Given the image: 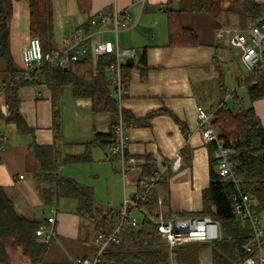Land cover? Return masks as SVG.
<instances>
[{"label":"crops","instance_id":"crops-1","mask_svg":"<svg viewBox=\"0 0 264 264\" xmlns=\"http://www.w3.org/2000/svg\"><path fill=\"white\" fill-rule=\"evenodd\" d=\"M257 2L264 5V0ZM187 5V0L53 1L55 49L74 33L93 31V17L117 10L124 11L118 43L122 48L136 49L134 65H125L127 68L122 72L126 88L121 96V106L141 120L154 114L147 125L131 123L126 127L128 153L138 159L139 167L129 170L124 177L122 162L117 157L113 158L110 147L96 146L91 150L90 161L64 164L58 168L60 175L87 186L92 177L101 176L123 181L125 185L129 183L132 186L130 198L124 191V199L117 207L123 205L126 198L135 197L142 180L148 181L152 173L161 172L160 180L153 187L156 203L144 211L177 218L178 213H198L203 209V192L210 184V144L205 143L199 130L198 105L214 117L215 111L224 103L229 105L228 100L232 98L230 107L253 106L264 126V98L250 100L246 84H240L248 74L247 67L238 51L218 35L221 28L247 33L256 22L248 18L242 3H224L219 19L185 9L181 12V22L196 30L199 44H171L169 10L183 9ZM112 27L113 23L106 27L108 31L104 38L116 39L110 30ZM30 38L29 10L24 1H15L10 45L12 56L21 68L22 51ZM100 39L99 34L94 35L90 39V47ZM144 54L147 63L145 77L137 65ZM21 99V109L33 134L21 133L16 124L7 122L2 116L0 129L6 135L7 147L0 160V186L11 194L19 213L30 218H42L50 213L53 205H43L33 177L39 163L30 150V144L33 141L40 145L55 142L52 92L44 83L27 86L21 91ZM0 107L2 113H6L2 95ZM59 115L60 141L65 154L83 153L96 133H108L111 129V114L95 113L92 100L74 97L70 87H65L61 94ZM177 153L182 155L184 164L173 171L170 163ZM54 206L57 209L56 242L65 240L77 251L84 238L82 229H94L92 221L77 212L74 199L61 198ZM103 209L106 213V207ZM134 210H131V215ZM141 213L145 215L143 211ZM112 219L117 220V217ZM95 233L94 240L97 231ZM73 255L70 261L76 259Z\"/></svg>","mask_w":264,"mask_h":264},{"label":"trees","instance_id":"trees-1","mask_svg":"<svg viewBox=\"0 0 264 264\" xmlns=\"http://www.w3.org/2000/svg\"><path fill=\"white\" fill-rule=\"evenodd\" d=\"M15 1L26 3L30 14L31 37L40 38L45 53L55 50L54 0H0V96L2 95L6 110L8 108L6 113H2L0 107V117L4 116L7 122L16 124L21 133L33 134L21 109V91L27 86L46 84L52 92L55 142L52 145H40L35 141L30 144V150L39 163L33 177L43 205H57L61 198L74 199L77 201V212L92 221L97 233L100 230H113L116 220L109 217L103 207L97 204L93 189L60 175L58 168L64 164L90 161L94 147L106 148L117 142L121 123L125 128L131 123L147 125L154 114L141 120L121 106L114 92L110 70L114 56L104 55L95 59L91 47L82 59L72 61L66 68L44 64L33 73L32 78H24V70L15 62L10 45V23ZM226 2L244 4L246 14L252 22L264 16V5L257 0H187L186 8L169 10L170 43L182 46L199 44L196 30L181 22L183 10L205 13L213 19H219ZM137 65L145 77V54ZM123 67L127 68L125 65ZM244 83L251 101L264 98V70L248 75ZM65 87L71 88L74 97L90 98L95 113L111 114L110 131L96 133L93 142L86 144V150L75 155L63 153L60 141L59 103ZM213 123L223 145L234 149L230 160L234 164L238 184L255 200L258 211L264 214V126L259 116L253 106L234 109L224 103L215 111ZM216 148V143L210 144V184L203 192V209L198 213H178L176 216H210L219 225V239L185 243L171 254L158 225L144 215L137 226L126 225L123 228L121 242L110 243L102 251L99 264H200L201 253L206 248L211 250L212 264H232L243 259L246 256L244 245L252 239L253 229L248 220H239L234 216L232 195L236 191V185L225 182L217 173V160L214 157ZM129 156L127 151V157ZM153 191L152 188L146 193L145 200L140 203L142 209L148 210L156 203ZM149 213L156 216L159 214L154 211ZM45 218H30L19 213L11 194L0 186V263L10 264V244L21 247L31 264H69L45 260L51 242H42L36 234Z\"/></svg>","mask_w":264,"mask_h":264},{"label":"built area","instance_id":"built-area-1","mask_svg":"<svg viewBox=\"0 0 264 264\" xmlns=\"http://www.w3.org/2000/svg\"><path fill=\"white\" fill-rule=\"evenodd\" d=\"M124 11H115L112 14H105L100 17H93L91 24L94 30L88 33H74L70 38L65 39L59 48L51 52H44L40 38L31 37L22 51L23 77L32 78L33 73L44 64H51L56 67L66 68L72 61L82 59L89 51L90 39L96 34L101 39L93 45L92 53L95 59L104 55H113L114 62L110 65L112 72V81L114 92L121 102V96L126 86L123 82L122 72L127 57H135V48H122L118 43V33L121 18ZM113 23L111 31L116 35V39H106L103 37L107 32V26ZM219 38L227 45L235 48L240 59L247 67V76L252 73H261L264 70V16L252 25L247 33L239 31L232 32L227 28H221L218 32ZM246 76V77H247ZM245 76L240 84L244 82ZM199 130L205 143H216L217 148L214 151L216 158V171L225 182H233L236 185V191L232 195V207L234 216L239 220H248L253 229V237L250 242L244 245L246 256L232 264H264V220L262 214L256 207L255 200L241 189L234 172V164L230 160V154L234 152L233 148L226 147L220 140L214 127V117L206 111L202 105L196 107ZM117 142L110 146V154L116 156L122 162V174L126 177L129 170L139 167L138 159L135 156L127 157L129 138L126 134V128L122 123L118 127ZM7 147L6 135L0 129V160ZM183 157L177 153L170 163L173 171L179 170L183 166ZM161 172L154 173L150 180H142L138 193L132 199H125L123 205L114 207L109 204L106 213L110 217H117L116 226L113 230L98 231L95 241L98 244V250L92 258L73 259L71 264H99L102 251L110 243H120L121 233L126 225L137 226L138 220L131 215L132 209H139L158 225L159 232L165 238L170 253L172 254L177 246L194 241H213L220 237V228L216 221L210 216L194 215L188 217L169 218L163 214L157 216L146 212L140 206L148 193L159 181ZM56 214L57 209L53 205L50 213L37 228L36 234L44 243H50L57 238L56 232Z\"/></svg>","mask_w":264,"mask_h":264},{"label":"rangeland","instance_id":"rangeland-1","mask_svg":"<svg viewBox=\"0 0 264 264\" xmlns=\"http://www.w3.org/2000/svg\"><path fill=\"white\" fill-rule=\"evenodd\" d=\"M116 35H113L115 39ZM229 105H233V99L229 98ZM0 124L2 128V117H0ZM89 186L94 191V199L99 205L103 207H108L109 202L113 204V206L117 207L120 205V201L124 199V191L127 192V196L130 198L132 186L129 183L124 184L123 181H117L113 179H107L105 176L101 177H92L90 180ZM128 198V199H129ZM132 216L142 219L143 214L140 210H134ZM262 219L264 220V214H262ZM84 238L81 239L77 251L73 244L67 243V241L62 240L61 243L55 241L51 242L48 246L47 254L45 255L46 261H64V262H72L70 261V256L73 254L76 256L75 258H81L86 255L89 258H92L97 250L98 244H96L94 240V235L96 234L95 229L83 228ZM177 246L176 248H178ZM175 248V249H176ZM55 249V252H52ZM8 253H9V263L10 264H31L29 258L23 253L22 248L19 246H11L8 245ZM73 255V256H74ZM73 260V259H72ZM2 264V263H0ZM200 264H212L211 262V251L210 248H206L201 253Z\"/></svg>","mask_w":264,"mask_h":264},{"label":"water","instance_id":"water-1","mask_svg":"<svg viewBox=\"0 0 264 264\" xmlns=\"http://www.w3.org/2000/svg\"><path fill=\"white\" fill-rule=\"evenodd\" d=\"M134 63H135V57H127L125 59V65L126 66H132V65H134ZM7 110H8V108H7Z\"/></svg>","mask_w":264,"mask_h":264}]
</instances>
